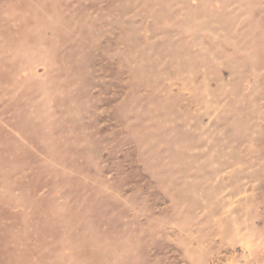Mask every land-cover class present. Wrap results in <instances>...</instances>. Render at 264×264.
Instances as JSON below:
<instances>
[{
	"label": "rangeland",
	"instance_id": "374dc122",
	"mask_svg": "<svg viewBox=\"0 0 264 264\" xmlns=\"http://www.w3.org/2000/svg\"><path fill=\"white\" fill-rule=\"evenodd\" d=\"M0 264H264V0H0Z\"/></svg>",
	"mask_w": 264,
	"mask_h": 264
}]
</instances>
